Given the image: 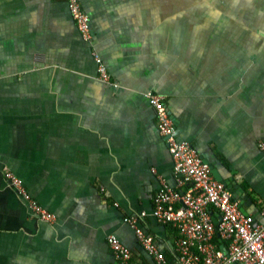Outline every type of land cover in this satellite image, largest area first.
Instances as JSON below:
<instances>
[{"label":"crops","instance_id":"obj_1","mask_svg":"<svg viewBox=\"0 0 264 264\" xmlns=\"http://www.w3.org/2000/svg\"><path fill=\"white\" fill-rule=\"evenodd\" d=\"M155 1L79 0L90 45L64 0H0V264H117L109 236L133 264H156L125 224L132 218L180 264V235L152 216L176 177L149 93L164 98L178 139L210 164L241 212L264 223V56L222 34L191 40L189 21ZM94 52L108 83L98 80ZM7 172L53 222L29 210ZM216 237L227 256V240Z\"/></svg>","mask_w":264,"mask_h":264},{"label":"built area","instance_id":"obj_2","mask_svg":"<svg viewBox=\"0 0 264 264\" xmlns=\"http://www.w3.org/2000/svg\"><path fill=\"white\" fill-rule=\"evenodd\" d=\"M68 15L86 44L92 43L91 19L79 0H64ZM98 67V80L110 82V75L100 55L92 54ZM156 117L159 137L164 138L174 162L176 187L163 184L154 199L153 218L162 225H173L180 238L176 244L180 264H264V223L257 224L252 216L243 214L226 185L212 176L205 162L189 142L177 137L176 126L164 106V98L152 93L146 96ZM264 154V140L258 143ZM10 185L19 190L29 210L40 220L53 222L54 214L37 203L12 172L5 174ZM210 208L219 213L214 223ZM143 213L141 218H146ZM261 216L264 218V207ZM140 246L156 264H171L161 253L155 239L147 235L137 218L126 219ZM216 235L228 242V255L217 250ZM108 245L117 264H133V255L116 236L108 237Z\"/></svg>","mask_w":264,"mask_h":264},{"label":"rangeland","instance_id":"obj_3","mask_svg":"<svg viewBox=\"0 0 264 264\" xmlns=\"http://www.w3.org/2000/svg\"><path fill=\"white\" fill-rule=\"evenodd\" d=\"M155 4L189 21L191 40L222 34L221 41L256 44L254 55L264 56V0H157Z\"/></svg>","mask_w":264,"mask_h":264},{"label":"trees","instance_id":"obj_4","mask_svg":"<svg viewBox=\"0 0 264 264\" xmlns=\"http://www.w3.org/2000/svg\"><path fill=\"white\" fill-rule=\"evenodd\" d=\"M167 226H172L174 228V230L179 234L178 230L171 224V225H167ZM219 241L218 237L215 238V242L217 243ZM168 260V259H167ZM168 262L172 263L170 260H168Z\"/></svg>","mask_w":264,"mask_h":264},{"label":"water","instance_id":"obj_5","mask_svg":"<svg viewBox=\"0 0 264 264\" xmlns=\"http://www.w3.org/2000/svg\"><path fill=\"white\" fill-rule=\"evenodd\" d=\"M227 255H228V254H227ZM233 264H240V263L235 262V263H233Z\"/></svg>","mask_w":264,"mask_h":264}]
</instances>
